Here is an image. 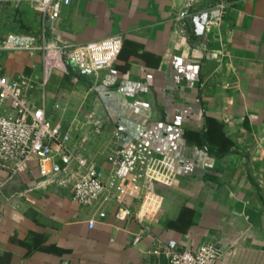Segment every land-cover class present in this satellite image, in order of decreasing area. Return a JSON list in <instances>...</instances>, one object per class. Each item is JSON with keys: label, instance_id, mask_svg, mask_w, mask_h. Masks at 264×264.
Here are the masks:
<instances>
[{"label": "crops", "instance_id": "1", "mask_svg": "<svg viewBox=\"0 0 264 264\" xmlns=\"http://www.w3.org/2000/svg\"><path fill=\"white\" fill-rule=\"evenodd\" d=\"M228 1L200 35L192 18L217 11L214 0H75L56 20L0 7L2 39L75 46L122 36L112 65L62 59L44 87L41 52L1 51L0 70L36 83L73 152L99 174L132 141L176 172L173 186L157 187L163 206L145 219L148 233L117 220L113 203L90 227L98 206L73 199L76 163L65 176L34 170L7 183L0 168V264H164L151 253L156 237L215 244L220 264H264V0Z\"/></svg>", "mask_w": 264, "mask_h": 264}, {"label": "built area", "instance_id": "2", "mask_svg": "<svg viewBox=\"0 0 264 264\" xmlns=\"http://www.w3.org/2000/svg\"><path fill=\"white\" fill-rule=\"evenodd\" d=\"M74 1L0 0V7L22 4L41 12L45 19L56 20L63 8ZM214 1L220 13L229 5L228 0ZM122 46L123 38L119 35L75 46L46 38L39 43L36 37L26 35L0 37V52L29 50L43 53V87L50 70L62 59L69 58L82 68L97 69L116 62ZM34 89L36 83L32 79L23 75L10 78L0 70V168L7 174L5 183L14 182L34 170L42 178L65 176L76 163L73 199L84 206H98L96 218L89 221L90 227L95 226L98 218L101 221L106 219V206L113 203L117 220H136L149 233L145 219L156 217L163 206L164 199L157 187L175 184L174 169L158 159L152 148L132 141L120 150L108 175L99 174L89 167L86 159L73 152L72 135L52 120L43 93H39L38 100ZM134 199L138 201L136 211L130 205ZM151 253L164 264H220L223 258L221 249L215 244L184 248L175 239L162 237L154 238Z\"/></svg>", "mask_w": 264, "mask_h": 264}, {"label": "water", "instance_id": "3", "mask_svg": "<svg viewBox=\"0 0 264 264\" xmlns=\"http://www.w3.org/2000/svg\"><path fill=\"white\" fill-rule=\"evenodd\" d=\"M219 11H214V12H206L202 13L199 15H196L192 18L193 26H194V31L196 35H200L203 33L205 25L207 21L214 19L219 15Z\"/></svg>", "mask_w": 264, "mask_h": 264}, {"label": "trees", "instance_id": "4", "mask_svg": "<svg viewBox=\"0 0 264 264\" xmlns=\"http://www.w3.org/2000/svg\"><path fill=\"white\" fill-rule=\"evenodd\" d=\"M18 7H19V6H18ZM18 7H17V8H18ZM15 22L21 23V22H19V21H15ZM20 26H21V25H20Z\"/></svg>", "mask_w": 264, "mask_h": 264}]
</instances>
